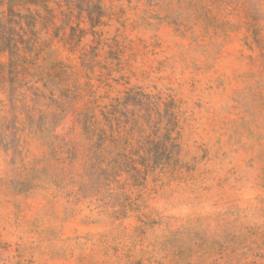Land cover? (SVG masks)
Segmentation results:
<instances>
[{"label": "rangeland", "instance_id": "rangeland-1", "mask_svg": "<svg viewBox=\"0 0 264 264\" xmlns=\"http://www.w3.org/2000/svg\"><path fill=\"white\" fill-rule=\"evenodd\" d=\"M0 264H264V0H0Z\"/></svg>", "mask_w": 264, "mask_h": 264}, {"label": "trees", "instance_id": "trees-1", "mask_svg": "<svg viewBox=\"0 0 264 264\" xmlns=\"http://www.w3.org/2000/svg\"><path fill=\"white\" fill-rule=\"evenodd\" d=\"M102 160H103V158H102Z\"/></svg>", "mask_w": 264, "mask_h": 264}]
</instances>
